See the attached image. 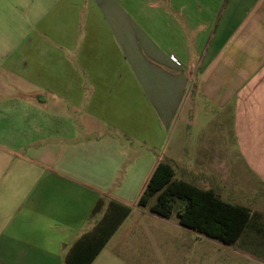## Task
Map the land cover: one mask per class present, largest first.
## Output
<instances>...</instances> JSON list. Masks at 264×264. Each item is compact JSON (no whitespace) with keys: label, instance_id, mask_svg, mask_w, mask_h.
Here are the masks:
<instances>
[{"label":"crops","instance_id":"0c3cea01","mask_svg":"<svg viewBox=\"0 0 264 264\" xmlns=\"http://www.w3.org/2000/svg\"><path fill=\"white\" fill-rule=\"evenodd\" d=\"M201 102L264 186V0H0V264H156L130 218Z\"/></svg>","mask_w":264,"mask_h":264},{"label":"rangeland","instance_id":"374dc122","mask_svg":"<svg viewBox=\"0 0 264 264\" xmlns=\"http://www.w3.org/2000/svg\"><path fill=\"white\" fill-rule=\"evenodd\" d=\"M199 116L194 130L182 133L178 139L169 140L165 156H171L176 146L174 162L171 165L178 174V164L208 165L211 181L204 183V188L214 189L222 199L245 205L256 220L251 228H246L231 245L201 235L178 223L176 209L168 218H162L149 212H135L130 220L145 221L148 225L140 230L139 238H157L164 241L157 246L156 264H264V186H262L244 167L240 160L232 131V118L219 115L213 105L199 104ZM208 117H201L203 109ZM179 125H185L179 121ZM185 131V130H184ZM200 183L196 182L198 186ZM261 212V220L254 216ZM122 250H119L122 258ZM119 258V262L122 260Z\"/></svg>","mask_w":264,"mask_h":264},{"label":"trees","instance_id":"16d2710c","mask_svg":"<svg viewBox=\"0 0 264 264\" xmlns=\"http://www.w3.org/2000/svg\"><path fill=\"white\" fill-rule=\"evenodd\" d=\"M137 204L162 218H168L177 208L180 225L226 245L233 244L247 227L257 224L256 220L252 221L249 207L222 199L212 188L176 179L173 166L167 161L157 163ZM254 216L261 220V213L255 211ZM102 245L100 243L85 259L72 252L63 264H89Z\"/></svg>","mask_w":264,"mask_h":264}]
</instances>
